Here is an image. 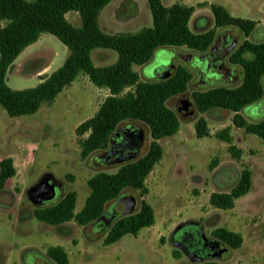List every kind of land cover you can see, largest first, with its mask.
<instances>
[{
	"label": "rangeland",
	"instance_id": "1",
	"mask_svg": "<svg viewBox=\"0 0 264 264\" xmlns=\"http://www.w3.org/2000/svg\"><path fill=\"white\" fill-rule=\"evenodd\" d=\"M161 2L164 6L174 2L184 3L192 6L196 14L201 13L202 23L196 25L198 30L194 20L188 23L194 33L206 32L213 26L210 6L220 4L233 16L257 22L255 31L247 38L249 41L257 43L264 39V0ZM65 17L74 26H80L77 13L67 12ZM151 23L146 0H112L98 17L100 29L113 35L134 33ZM224 31L237 44L244 40L240 30L235 27L218 29L219 33ZM175 48H157L147 62L150 63L148 67H145L147 63L143 66L135 65L133 68L140 80H154V73L173 58L178 60L174 67L183 66V58L191 52L183 46ZM67 55L68 49L55 36L42 33L36 42L27 46L8 66L5 82L13 90L33 87L43 76L61 66ZM91 59L95 66L110 65L116 61L117 53L106 48H95L91 51ZM188 64L185 63L187 68ZM227 64L230 72L234 69L232 76L222 79L214 68H210L214 78L193 74L186 92L166 102L177 113L180 125L176 133L159 140L163 153L146 177L148 192L141 195L138 191L124 189L121 193L135 199L133 212L138 210L140 201L145 200L153 209L155 222L150 227L142 228L136 236L126 234L108 246H103L102 240L111 224H107V220L113 215L117 218L112 211L114 200L105 205V221L101 224L81 226L68 221L59 226H51L34 219L32 212L36 206L26 197V191L31 185L43 174L51 173L61 182L62 195L67 191L76 192V213L81 210L89 194L87 179L97 172L113 173L118 169L121 164L104 163L98 159L97 154L104 150L81 159L78 141L85 135L79 137L75 134V128L98 110L108 94L107 89L94 86L87 76L80 73L58 94L53 103L42 104L33 114L12 117L0 106V159L12 157L16 169V174L7 180L0 193V264H12V260L18 256L20 264H52L42 255L49 245H61L68 253L69 264H192L170 241L172 232L183 222L193 224L181 230L180 237L187 232L197 239L200 234L197 225L204 237L210 240H214L211 231L218 227L241 235L243 241L239 248L231 249L223 244V252L219 257L204 261L264 264V142L233 126V113L230 111L211 109L199 113L195 106L191 116L178 111L179 100H191L194 91L239 85L242 79L241 68ZM262 83L264 88V75ZM240 114L248 122L263 118L264 94L258 102L242 109ZM199 117L205 119L208 131V135L202 138L196 137L194 128ZM128 127L144 131L143 145L136 159L147 151L151 138L148 128L139 121H124L117 129L125 131ZM225 127H230V144L215 136L217 131ZM230 145L240 151L239 156L229 150ZM245 168L251 172L248 193L236 199L233 208L221 210L211 206L210 194L229 192ZM26 246L36 247L38 253L23 256ZM174 250L180 252L178 259L172 257L171 252Z\"/></svg>",
	"mask_w": 264,
	"mask_h": 264
},
{
	"label": "trees",
	"instance_id": "2",
	"mask_svg": "<svg viewBox=\"0 0 264 264\" xmlns=\"http://www.w3.org/2000/svg\"><path fill=\"white\" fill-rule=\"evenodd\" d=\"M112 0H0V106L9 116L30 115L38 111L42 104L53 103L58 94L78 74L87 76L98 88H105L107 96L98 110L75 128L79 137L80 158L86 159L98 150L108 147L109 139L118 125L134 120L143 123L149 131L151 141L147 151L139 158L119 165L113 173L97 172L87 179L89 194L80 211L74 212L76 192L67 191L55 203L33 209L36 221L52 226L68 221L85 226L105 221V205L116 199L124 189L148 192L145 180L162 157L159 140L176 133L179 119L166 102L185 93L192 73L178 65L173 74L164 80L142 81L134 66H143L153 52L161 47H186L191 51L206 52L220 28L235 27L244 40L228 56V62L242 70V79L234 87L218 86L191 93V100L199 113L211 109H223L233 113L231 123L264 142V117L248 122L240 111L258 102L264 93V39L251 42L247 38L255 31L257 22L236 17L221 5L212 4L213 27L206 32L194 33L188 21L194 11L192 6L174 3L169 7L161 0H146L152 23L134 33L108 34L98 25L101 10ZM75 12L80 26H74L65 17L67 12ZM42 33L55 36L66 48L68 55L64 62L50 74L43 76L33 87L13 90L5 82V73L16 57L29 45L37 41ZM106 48L117 53L114 63L95 66L91 51ZM246 55H249L247 57ZM128 91L125 92V90ZM195 135H208L206 121L199 117L195 123ZM230 127L215 133L226 143H231ZM229 150L239 156L240 151L232 145ZM16 174L11 157L0 160V193L8 179ZM251 185V172L241 170L239 180L229 192H215L209 196V204L214 208H233L236 199L246 195ZM151 206L141 200L138 210L116 218L107 228L102 245L117 242L122 236H136L142 228L154 224ZM211 237L231 249L242 245L239 233L223 227L211 231ZM174 258L180 252L173 251ZM46 256L53 264H68L66 251L59 245L46 249ZM192 264H222L202 261Z\"/></svg>",
	"mask_w": 264,
	"mask_h": 264
},
{
	"label": "water",
	"instance_id": "3",
	"mask_svg": "<svg viewBox=\"0 0 264 264\" xmlns=\"http://www.w3.org/2000/svg\"><path fill=\"white\" fill-rule=\"evenodd\" d=\"M172 71L167 70L165 73L161 75L159 80H164L167 77L171 76ZM184 105H186L187 116H191L194 111V104L191 100H185ZM116 137L120 138V141L117 145L113 146L112 143L116 139ZM144 141V131L142 129H133L132 127H128L125 131L117 129L113 132L109 139V149L106 150L103 156L114 158L110 161L109 164H123L125 162L134 160L138 151L143 145ZM124 144V145H123ZM127 150V153L124 152ZM51 178H53L52 174L45 173L43 174L33 185H31L26 191L27 200L36 207H44L46 205H50V203L56 198V189L55 185L51 183ZM114 206L112 211L115 213L117 218L131 214L135 207V199L126 194H120L116 199H114ZM115 217L114 215L110 217L107 221V224H112ZM110 224V225H111ZM191 222H183L180 224L173 232L174 237L172 244L176 248H182L180 241L184 236H188L187 232H184L182 237L179 236V232L183 230L185 227L191 225ZM200 230V234L197 239H201L205 243L208 244L209 254L206 255H198L196 251L200 250V244L197 246L195 242H192V246H188L186 249L184 247V253L193 263L202 262L207 259L217 258L223 252V244L217 240H210L205 238L202 234L201 228L197 225Z\"/></svg>",
	"mask_w": 264,
	"mask_h": 264
},
{
	"label": "flooded vegetation",
	"instance_id": "4",
	"mask_svg": "<svg viewBox=\"0 0 264 264\" xmlns=\"http://www.w3.org/2000/svg\"><path fill=\"white\" fill-rule=\"evenodd\" d=\"M226 31H224L223 33H219L217 32L213 43L211 45V47L206 51V52H197V51H191L189 50L191 53L188 57H184L183 58V66L188 70H190V72L193 74H197L203 77H206L208 79L210 78H214L213 76H211L213 73L210 71V68H214L217 70L218 74L220 75V77L222 79L227 78L228 76H232L231 74H234V69H231L232 71L230 72V68H228L225 64L226 62L228 64H230L228 62V56L231 54V52H233V50H235V48L242 42H240L239 44H237V42L235 41V39L228 34ZM178 60H175L174 58L170 61V63H168L166 66H164L162 69H160L159 71H156L154 73V80H159V78L161 77V75L163 73H165L167 70L175 71L176 67L175 63ZM189 63L187 68L185 66V63ZM150 63H147V65L145 67H148ZM227 64V65H228ZM231 66H233L232 64H230ZM235 66V65H234ZM144 67V68H145ZM171 74V75H172ZM228 74V75H227ZM234 77V76H233ZM193 78V77H192ZM192 81V80H191ZM190 81V82H191ZM189 82V83H190ZM202 82V81H201ZM264 90V88H263ZM183 94V93H182ZM264 94V93H263ZM186 99H181L178 102V111L181 113H185L187 112V107L186 105H184ZM192 101V100H191ZM174 111V110H173ZM176 113V112H175ZM177 115V113H176ZM117 130V129H116ZM120 141L119 137H116V139L114 140V142L112 143L113 146L117 145ZM124 145V144H123ZM109 149V144L108 147L106 149H104V151L102 153L97 154L98 159H100L102 162L104 163H110V161L114 158L113 156L111 157H106L103 156L104 152L106 150ZM125 153H127V150H124ZM51 183H53L55 185V189H56V197L62 195V185L61 182L58 181L56 178H51ZM108 221V220H107ZM174 232H172L171 236H170V241H173V237H174ZM192 242H195V245L197 246L198 244H200L199 247V251L197 250L196 253L198 255H206L209 254V247L208 244L205 243L204 241H202L201 239H195L193 236L188 235V236H184V238H182V240L180 241L182 248H178L181 253L183 255H186L184 253V247L186 249V244L188 246H192ZM189 258V257H188Z\"/></svg>",
	"mask_w": 264,
	"mask_h": 264
},
{
	"label": "crops",
	"instance_id": "5",
	"mask_svg": "<svg viewBox=\"0 0 264 264\" xmlns=\"http://www.w3.org/2000/svg\"><path fill=\"white\" fill-rule=\"evenodd\" d=\"M112 1H110L109 3H111ZM108 3V4H109ZM174 3H176V2H174ZM173 3V4H174ZM178 3H180V2H178ZM107 4V5H108ZM181 4H184V3H181ZM106 5V6H107ZM220 5V4H219ZM171 6V5H170ZM166 7H169V6H166ZM204 14V13H203ZM190 20H194L193 21V23H194V26H195V28H196V25L198 24V25H201V23H202V16H201V13H195V10H194V12H193V14L191 15V17H190V19H189V21H188V23L190 22ZM189 26V25H188ZM213 27V26H212ZM211 27V28H212ZM197 29V28H196ZM102 30V29H101ZM198 30V29H197ZM102 31H104V30H102ZM105 32V31H104ZM106 33V32H105ZM201 33V32H200ZM176 49V48H175ZM12 158V157H11ZM1 160V159H0ZM51 174V173H50ZM44 224V223H43ZM61 225V224H60ZM52 226V225H51ZM56 226H59V225H56ZM116 243V242H115ZM112 245V244H111ZM49 246H52V245H49ZM49 246H47L46 247V249L49 247ZM59 246H61V245H59ZM104 246V245H103ZM43 247V246H42ZM62 247V246H61ZM63 248V247H62ZM46 249H44V252H43V254L42 255H44L43 257H44V259L45 260H48L49 262H50V260L47 258V256H46ZM64 249V248H63ZM65 250V249H64ZM24 252V255H23V253H21L20 255H23V256H25V255H28L29 253H33V254H35V253H38V251L36 250V247H33V246H26L25 248H24V250H23ZM66 251V250H65ZM45 253V254H44ZM67 253V252H66ZM173 253V251L171 252V254ZM19 257L20 256H18L17 258H15L14 260H12V264H20V262H19ZM67 257H68V253H67ZM172 257L174 258V256H173V254H172ZM179 258V257H178ZM178 258H175V259H178ZM53 264V263H52ZM68 264H69V260H68Z\"/></svg>",
	"mask_w": 264,
	"mask_h": 264
}]
</instances>
